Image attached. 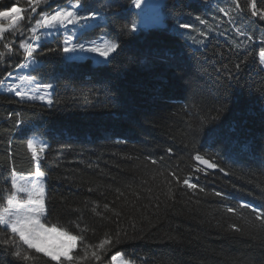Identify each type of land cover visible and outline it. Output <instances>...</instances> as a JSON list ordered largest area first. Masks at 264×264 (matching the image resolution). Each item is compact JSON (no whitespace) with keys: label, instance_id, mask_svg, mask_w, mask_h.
I'll return each mask as SVG.
<instances>
[{"label":"trees","instance_id":"obj_1","mask_svg":"<svg viewBox=\"0 0 264 264\" xmlns=\"http://www.w3.org/2000/svg\"><path fill=\"white\" fill-rule=\"evenodd\" d=\"M75 2L41 5L29 20L28 0H0V11L24 10L21 31L0 40V81L24 62L22 30L40 12ZM79 2L87 5L80 15L102 16L94 28L117 41V52L93 65L64 60L62 36L39 44L35 72L52 77V104L0 92V196L11 187L13 169L34 170L27 141L36 133L48 142L39 167L46 175L49 225L73 235L87 226L83 235L92 245L105 233H120L101 261L82 264L108 263L117 252L133 264H264V227L253 211H264V20L251 15L250 0H238L240 9L234 0H160L163 27L134 32L132 0ZM256 5L264 10V0ZM205 115L216 119L201 128ZM196 154L218 167L202 169ZM185 178L198 187L184 186ZM81 247L77 241L72 254L82 255ZM37 255L34 264H56ZM0 264L23 262L0 247Z\"/></svg>","mask_w":264,"mask_h":264},{"label":"snow or ice","instance_id":"obj_2","mask_svg":"<svg viewBox=\"0 0 264 264\" xmlns=\"http://www.w3.org/2000/svg\"><path fill=\"white\" fill-rule=\"evenodd\" d=\"M143 0H132V4L136 8H141ZM52 0H28V4L31 8V13H36L37 9L41 5L51 7ZM235 8L240 9V4L238 0H234ZM84 7L79 0L75 3H69L61 7L59 4L51 11H42L39 13L40 18L35 21V24L30 27L29 31L31 33V40H39L40 37L37 35V30L41 28H57L58 26H64L66 24L78 25L81 21L85 24L82 27L89 26L87 24L90 20H95L97 18V13L94 11H89L86 15H80L79 9ZM250 7L252 9L251 15L253 17H259L264 20V10H258L256 5V0H250ZM24 10L19 7H13L9 10L0 11V19L9 20L10 23L5 27L0 24V40L4 39V33L11 31L14 34L20 32L21 29L18 27L19 22L24 19L21 13ZM223 12L225 16L229 15V12L225 9H219ZM29 20H31V15H29ZM201 24L205 21L201 20ZM183 28H188L190 25L182 24ZM131 31H136V25L132 24ZM243 35V33H240ZM203 36L204 33H201ZM71 37H68L64 41V47L62 51L64 53H73L76 51L80 52H90L96 53L100 57L107 59L110 54L116 53L119 45L117 43L105 42L102 46H96L95 42H91L90 46L84 43L71 44ZM251 40L252 37H247ZM5 49L11 52V47L8 43L4 44ZM19 47L23 49L25 57H33V53L36 52V48L33 46L29 40H22ZM239 47V45H237ZM49 51H53L49 49ZM5 53L0 52V59L4 58ZM259 57L261 63H264V51L259 52ZM240 64L235 65V68L239 70ZM9 75H11L9 73ZM28 79L32 80L33 77ZM2 83V81H0ZM50 88V84H37V88ZM16 95L22 96L19 91ZM33 99H44V97H32ZM49 105L52 104V100H48ZM216 117H210L205 115L204 119L199 122V126L202 128L204 123L210 120H215ZM47 144L37 142L33 139L27 141V149L31 153L32 159L36 162L35 176L44 177L45 173L40 171V158L41 153L44 152ZM171 153L172 149H168ZM163 160V157L160 158ZM194 159L201 164L207 165L209 168H217L218 165L214 162H210L205 159L200 154H196ZM152 164H157L159 161L151 160ZM200 169H197L199 171ZM223 171V169H220ZM163 175V173H161ZM169 175L177 183L180 182V177L176 172L169 170ZM166 183L169 185L168 196L172 198L171 184L172 180H168ZM183 185L189 189H196L198 185L196 183H191L188 178L183 179ZM200 191H203L201 188ZM6 195L0 196V247H2L6 252L17 261L23 262V264H34L35 261L41 257L37 254H42V257L48 258L49 261H54L56 264H82L85 261H101L102 256L106 254L109 247L115 243L120 242V233L117 232L115 238L109 233H105L104 239H102L98 244L92 245L85 242V236L83 233L89 231L87 226L80 228L79 223H75L76 228H80V235H73L68 230L58 227L56 224H51L47 222V214L45 207V192L43 184H32L31 186L27 184H22L17 178V173L15 169L11 173V187L10 189H5ZM122 195V193H121ZM220 195V193H216ZM158 206V205H157ZM98 207V205H97ZM105 209H108V205H104ZM240 207L248 208L251 205L246 203H241ZM229 212H236L234 208H228ZM256 212V219L261 221V227H264V211L253 209ZM93 212H96V208H93ZM100 215V213H96ZM118 215V213H117ZM236 232L242 231L241 228L237 227L235 224L229 226ZM77 241L82 245L81 253L82 255H73V250L77 247ZM122 256L121 253L117 252L111 257L112 264H130V262L119 260Z\"/></svg>","mask_w":264,"mask_h":264},{"label":"rangeland","instance_id":"obj_3","mask_svg":"<svg viewBox=\"0 0 264 264\" xmlns=\"http://www.w3.org/2000/svg\"><path fill=\"white\" fill-rule=\"evenodd\" d=\"M53 1L54 0H52V3ZM82 5L85 6L86 4H82ZM161 6H162V3L160 2V0H143L141 8H136L133 5V7L136 9L138 13V22L136 24V27L143 28V29L163 27L164 14L161 11ZM46 8L48 7L46 6L45 9ZM86 8H87V5H86ZM32 14L33 13H31L30 15ZM86 14L87 12L83 13L82 15H86ZM101 18L102 16L97 13V18L95 20L88 21L87 24L89 26H86V27H82V26H77V27L69 26L68 27V24H66L64 26H58L57 28H52V29H48V28L38 29L37 35L40 37L39 40L30 39L31 37V33L29 31L30 28L27 31L23 29L22 30L23 32L21 33L24 34L23 36H25V38L22 37V39L20 40V43L22 40H29V42L32 43L33 46L36 48V50L40 43L47 42L55 36H62L63 47L65 46L64 41L68 37L72 38L70 42L71 44L84 43L86 47L90 46L91 42L93 41L95 42V45L98 47L104 45L106 41L109 43H117L116 40L106 35V32L104 31V29L94 28L97 25H99L98 20H100ZM2 20L4 23H1V24L7 27L10 21L5 20V19H2ZM16 36L19 37V34H17ZM20 50L23 51V49L21 48ZM113 54L114 53L110 54V57H112ZM63 59L66 60L67 62H80L84 60H90L93 65H103L107 62L105 58L100 57L96 53L80 52V51H76L73 53L63 52ZM38 65H39V62L36 59H34L33 57L26 58L24 54V62L18 67L17 71L11 75H8L5 78V80L2 83H0V92L6 93L8 95H12L18 100L23 101V102L38 103V104L49 106L47 101L52 100V89L54 87L53 79L51 76H47L44 78L43 76L35 72V68ZM259 65L261 69L264 71V63H261L260 57H259ZM29 77H33L34 79L30 80L28 79ZM37 84H41V85L50 84L52 85V87L47 88V89L41 87L38 89ZM17 91L22 93V96L16 95ZM41 96L44 97V99H39V98L33 99L32 98V97H41ZM30 139H33L37 142L45 143L48 145L47 139L39 134H36V133L32 134ZM34 166L35 168L33 171L30 170V171H24V172H16L17 178L20 180L22 184H27L29 186H31L32 184L42 183L44 187L45 200H46V183H45L46 175H44V177L35 176V171H36L35 161H34ZM119 260L130 262L123 255L119 258ZM109 261L110 263H105V264H112L111 258ZM130 264H133V263L130 262Z\"/></svg>","mask_w":264,"mask_h":264},{"label":"water","instance_id":"obj_4","mask_svg":"<svg viewBox=\"0 0 264 264\" xmlns=\"http://www.w3.org/2000/svg\"><path fill=\"white\" fill-rule=\"evenodd\" d=\"M198 166L201 167L202 169L204 170H207V171H214L216 168H209L207 167V165H204V164H201L200 162L196 161Z\"/></svg>","mask_w":264,"mask_h":264}]
</instances>
